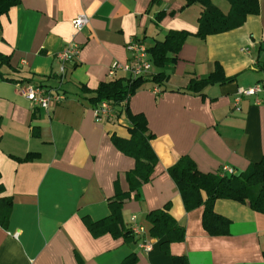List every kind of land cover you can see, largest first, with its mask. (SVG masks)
<instances>
[{
	"label": "crops",
	"instance_id": "1",
	"mask_svg": "<svg viewBox=\"0 0 264 264\" xmlns=\"http://www.w3.org/2000/svg\"><path fill=\"white\" fill-rule=\"evenodd\" d=\"M210 1L230 11L228 0ZM259 3V15L242 27L205 39L196 35L201 5L186 7L185 0H22L0 17V53L10 59L0 71L14 80H0V264H264V214L220 199L215 211L230 220L229 235L211 236L204 207L187 211L167 171L184 156L214 174L225 167L242 173L264 160V0ZM81 15L90 22L77 32L73 20ZM170 31L192 35L170 54L175 60L153 64L145 76L163 73L167 80L146 82L129 101L132 114L147 118L158 157L151 180L133 191L128 172L136 160L113 142V136L130 138L131 123L125 114L98 122L91 99L102 83L127 77L109 71L129 62L133 38L149 50ZM73 42L81 52L62 77L58 54ZM218 64L232 82L186 90ZM28 83L61 88L67 101L49 111L35 107L19 89ZM258 84L259 94L240 96ZM119 193H130L123 225L101 233L92 225L111 216L109 203ZM167 205L185 230L181 242L151 232L149 215ZM134 218L141 235L133 233Z\"/></svg>",
	"mask_w": 264,
	"mask_h": 264
},
{
	"label": "trees",
	"instance_id": "2",
	"mask_svg": "<svg viewBox=\"0 0 264 264\" xmlns=\"http://www.w3.org/2000/svg\"><path fill=\"white\" fill-rule=\"evenodd\" d=\"M22 0H0V17L7 14L11 8L17 6ZM186 7L199 4L202 12L199 17L198 37L205 39L206 36L227 33L242 27L249 16L259 15V0H228L230 11L224 14L210 0H185ZM164 17L160 13L158 21ZM1 30V25H0ZM192 35L187 31H170L164 41L156 42L149 48L153 66L162 68L175 60L170 54H178L185 44L187 38ZM9 57L0 53V68L9 65ZM0 80H14L4 77L0 71ZM162 84L167 80L163 73L153 74L149 78L131 79L127 77L117 78L102 83L93 93L91 99L97 107L104 101L111 102L116 108V117L126 115L131 123L129 139H121L113 136L115 147L136 160V167L128 172V180L133 191L138 190L141 185L151 180L158 157L152 147L153 133L148 128V121L143 114H132L129 110L131 97L148 81ZM233 78H227L221 65H216L213 73L206 79H192L186 90L194 93H202L205 88L215 84H226L232 82ZM175 180L181 194L183 204L187 211L204 207L203 227L211 236L229 235L230 220L215 211L218 200H232L242 204H248L255 212L264 214V160L250 164L242 173L223 174L203 173L198 170L194 159L184 156L174 166L167 170ZM130 193H119L110 201L111 216L106 220L94 223L96 229L101 233L107 229H119L123 225L122 206ZM170 206L164 210H157L149 215L152 234L166 236L168 242H181L185 238V230L180 227L173 216L169 213ZM8 218V211L4 220ZM132 232L127 231L128 236ZM134 259H128L123 264H133Z\"/></svg>",
	"mask_w": 264,
	"mask_h": 264
},
{
	"label": "built area",
	"instance_id": "3",
	"mask_svg": "<svg viewBox=\"0 0 264 264\" xmlns=\"http://www.w3.org/2000/svg\"><path fill=\"white\" fill-rule=\"evenodd\" d=\"M90 19L81 15L73 20V27L75 31L79 32L82 28L86 27ZM127 51L130 53V59L127 64L114 63L110 68L109 75L115 77L118 72L127 74L128 78L138 79L148 76L152 72L153 63L147 46L140 38H133L126 46ZM81 52V46L75 42L67 45L59 54L58 59L61 63L60 75L65 76L68 64L77 60ZM262 86L257 85L252 88L242 89L240 96H256L262 91ZM22 95L31 102L35 107L42 110L49 111L50 109L57 108L67 101L66 93L61 88L39 86L34 84L19 85ZM240 97L235 101V109L240 110ZM116 115V108L111 102L104 101L95 107V116L98 122L108 120ZM223 174H235V170L228 167L222 168ZM135 222V218H134ZM133 233L141 235L144 233V228L136 222L133 225ZM145 252L151 250V246L146 244L144 246Z\"/></svg>",
	"mask_w": 264,
	"mask_h": 264
},
{
	"label": "rangeland",
	"instance_id": "4",
	"mask_svg": "<svg viewBox=\"0 0 264 264\" xmlns=\"http://www.w3.org/2000/svg\"><path fill=\"white\" fill-rule=\"evenodd\" d=\"M155 71V69H153V72Z\"/></svg>",
	"mask_w": 264,
	"mask_h": 264
}]
</instances>
